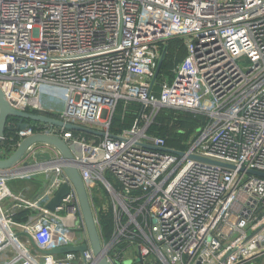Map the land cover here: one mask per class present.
Returning a JSON list of instances; mask_svg holds the SVG:
<instances>
[{
  "label": "built area",
  "instance_id": "2783aa9c",
  "mask_svg": "<svg viewBox=\"0 0 264 264\" xmlns=\"http://www.w3.org/2000/svg\"><path fill=\"white\" fill-rule=\"evenodd\" d=\"M172 39L187 54L173 76L153 82ZM0 87L16 109L105 132L50 131L80 145L75 163L88 191L104 186L110 197L112 233L102 242L111 264L130 251L146 264H256L264 256V177L250 172H264V0H0ZM121 101L140 112L116 133ZM164 108L207 117L185 149L149 132ZM17 123H8L2 156L49 131ZM45 151L52 159L42 165L0 170V264H97L76 190L46 208L70 181L54 146L34 143L25 158ZM42 175L47 184L35 196L10 188ZM82 244L83 252H47Z\"/></svg>",
  "mask_w": 264,
  "mask_h": 264
},
{
  "label": "water",
  "instance_id": "95a60500",
  "mask_svg": "<svg viewBox=\"0 0 264 264\" xmlns=\"http://www.w3.org/2000/svg\"><path fill=\"white\" fill-rule=\"evenodd\" d=\"M165 54H166V50L163 52L162 58L159 61L158 67L156 69L153 78V82L157 79L160 73ZM10 119L18 120L17 128L24 129L29 123L35 122L49 126V131L38 132V133H34L33 135L25 137L19 143L17 148L7 156H2L0 153V170H5L15 167L22 170L25 167L32 166L33 164L42 165L44 161L52 159V154L49 151L37 152L31 158L26 159L25 154L27 148L34 143H47L58 149L61 156L64 158V160L67 161V164L64 166V172L68 176L69 181L72 185H70L69 182L63 183L61 187L57 190L55 195L52 197V199L46 204V208H48L49 210H54L55 207L60 204L62 198L73 187L78 195L81 215L83 217L86 226L90 247L96 257L97 264H111L107 258L108 248L105 247L102 242L98 221L92 203V195L90 194V192L86 187V184L83 180L78 165L75 163V156L82 155L81 147L79 144L76 143L69 145L65 140H63L59 136L50 133V131L56 126L59 127L64 126L67 129H72L75 131H81L83 133L95 134V135H104L105 132L98 131L87 126H82L71 122H65L63 120L58 119L53 114H48V112L39 113V112L22 111L16 109L6 99L4 92L0 87V146L2 145L3 139L6 135V131L9 128L8 123ZM165 149L176 152L178 154H183L182 151L175 150L172 148H165ZM191 157L197 160L208 161L220 165H225L228 167H234V165L232 164H226L220 161L210 160L206 157H201L197 155H192ZM250 172L258 176L264 177V172L262 171L250 170ZM46 184L47 182H44L43 187L38 193H41L45 189ZM87 247H88L87 244L67 245L49 250L47 252L48 253H63L70 251L83 252L84 250L87 249ZM125 261L120 264H126ZM134 262H138L139 264H146L142 256H138L137 260ZM197 264H201V262L199 261Z\"/></svg>",
  "mask_w": 264,
  "mask_h": 264
},
{
  "label": "trees",
  "instance_id": "16d2710c",
  "mask_svg": "<svg viewBox=\"0 0 264 264\" xmlns=\"http://www.w3.org/2000/svg\"><path fill=\"white\" fill-rule=\"evenodd\" d=\"M175 40H181V39H172L169 40L168 46L166 48V54L164 57V61L159 73L158 80L161 79L163 75L171 76L172 69H169L171 66V58L169 57L170 54V45L172 41ZM173 76V74H172ZM156 89L159 90V85H156ZM140 112V105L136 102H131L128 104H125L124 102H119L115 113L112 118V124L111 129L114 132H119L122 129L131 127L134 123L136 117L138 116ZM48 114H53L48 112ZM207 123V117L202 114H195L190 111H183V110H173L170 108H164L162 109L158 115L156 116V119L152 126L149 129V132L152 134H157L162 137H164L167 140V144L171 147H175L178 149H185L187 147V141L190 139L192 135H195V133L200 130L203 126H205ZM7 132V131H6ZM87 136L91 137V134L85 133ZM184 137V139H183ZM185 143H183V140H185ZM19 179H16L14 181H17ZM32 181L34 182V178L32 179H23L21 181L23 185L28 188L26 189V193L29 196L34 195V185L27 184L26 181ZM36 181H38V188H41V183H43V179L41 177H36ZM13 182V181H12ZM11 182V184H12ZM101 190L107 193L104 186H101ZM93 198L96 199L97 195L94 193ZM29 213L31 211H20L18 214H16L17 220H26ZM111 216H110V215ZM110 217V218H108ZM99 223V222H98ZM101 224H104V229ZM101 224L99 228L101 227L103 229L100 230V234L103 240H108L112 233V213H108L107 217L101 218ZM100 228V229H101Z\"/></svg>",
  "mask_w": 264,
  "mask_h": 264
},
{
  "label": "rangeland",
  "instance_id": "374dc122",
  "mask_svg": "<svg viewBox=\"0 0 264 264\" xmlns=\"http://www.w3.org/2000/svg\"><path fill=\"white\" fill-rule=\"evenodd\" d=\"M170 43V42H169ZM171 51H170V54H169V57L171 58V67L169 69H172L173 67H175L176 65H178V63L184 59V57L186 56L187 54V50L183 44V41L182 39L181 40H175V41H172L171 45ZM194 135H192L190 137V139L188 141H191L192 137ZM184 139V137H183ZM186 139L183 140V143H185ZM187 141V142H188ZM107 176L110 180L114 181V177L112 174L110 173H107ZM41 178H43V175L40 176ZM23 181V179H19L17 181H13L12 184L10 183V188L15 191V192H20V191H23V190H26L28 188H26L23 183L21 182ZM101 186V185H100ZM28 195V194H27ZM97 195V198L94 199V203H96L97 207L94 209L95 211V215H96V218H97V221L99 222L98 225L100 226L101 224V218H104V217H107L108 216V213H111L110 212V197L107 193H105L104 191L102 192H99L96 194ZM29 196V195H28ZM34 196V195H33ZM93 198V197H92ZM93 201V199H92ZM31 214V213H29ZM34 214V212L32 213ZM110 215V214H109ZM111 216V215H110ZM110 218V217H108ZM103 229H104V224H101ZM101 228V227H100ZM99 228V231L103 229ZM129 257H131V259L129 258H125V263L126 264H133L134 263V260H132V258L135 257V252L133 251H130L128 253H126ZM139 264V263H138Z\"/></svg>",
  "mask_w": 264,
  "mask_h": 264
},
{
  "label": "crops",
  "instance_id": "0c3cea01",
  "mask_svg": "<svg viewBox=\"0 0 264 264\" xmlns=\"http://www.w3.org/2000/svg\"><path fill=\"white\" fill-rule=\"evenodd\" d=\"M32 179V178H31ZM43 179V183H41V188L43 187V184H44V181H45V178L43 177L42 178ZM26 183L27 184H31V185H34V196L41 190V188L39 189L38 187V181H36V177H34V182H32V181H26ZM38 186V187H37ZM29 188V187H28ZM93 197V196H92ZM93 199V201H92V203H93V207H94V209L97 207V205H96V203H94V198H92ZM126 258H129V259H131V257H129V256H126ZM155 258H152V260H154ZM256 264H264V256H262V257H259L258 259H257V261H256Z\"/></svg>",
  "mask_w": 264,
  "mask_h": 264
}]
</instances>
